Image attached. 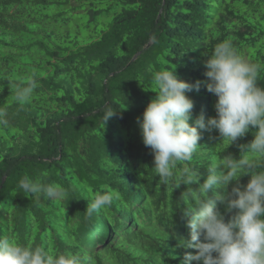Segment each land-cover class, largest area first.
Returning a JSON list of instances; mask_svg holds the SVG:
<instances>
[{"label":"trees","instance_id":"1","mask_svg":"<svg viewBox=\"0 0 264 264\" xmlns=\"http://www.w3.org/2000/svg\"><path fill=\"white\" fill-rule=\"evenodd\" d=\"M226 39L264 67V0H0V106L9 120L0 126V236L73 253L81 264H185L195 249L180 247L191 219L182 195L199 185L160 182L137 121L158 95L160 70L200 82L187 93L193 126L215 117L205 61ZM29 79L39 86L20 105L15 90ZM253 139L250 130L231 145L201 130L200 149L178 167L196 169L203 183L214 155L239 159V145ZM25 175L61 184L67 198L24 193ZM238 179L243 187L250 176ZM106 192L115 194L111 206L89 216ZM217 207L230 220L234 213Z\"/></svg>","mask_w":264,"mask_h":264},{"label":"clouds","instance_id":"2","mask_svg":"<svg viewBox=\"0 0 264 264\" xmlns=\"http://www.w3.org/2000/svg\"><path fill=\"white\" fill-rule=\"evenodd\" d=\"M205 67L207 90L217 97L216 116L206 121L200 115L193 126L194 101L187 93L199 91L200 82L193 85L179 79L174 71H155L152 91L158 95L148 104L142 121H137L143 144L154 153L153 169L162 184L175 183L177 188L181 184L199 185L197 189L189 187L182 195L191 219L186 224L190 239L181 241L180 247L195 249L194 255H185V264H264V87L258 83L264 67L247 60L228 39L215 46ZM38 86L37 80L29 79L17 87V103H29ZM113 115L109 114L106 121ZM8 124L7 112L0 106V126ZM201 130L218 131L222 142L231 145L250 130H254V139L239 145V159L214 155L207 179L200 183L201 174L196 169L178 166L191 161L200 149ZM244 176H250V180L241 187L238 177ZM234 183L236 186L228 191ZM17 187L37 198L63 200L68 196L61 184L45 183L29 175L23 176ZM140 195L132 199L133 209L143 201ZM114 196L111 192L97 195L88 205V215L110 207ZM217 201L228 213H234L227 222ZM125 219L123 228L130 225ZM0 264H81V260L70 252L52 254L43 246L0 236Z\"/></svg>","mask_w":264,"mask_h":264},{"label":"bare ground","instance_id":"3","mask_svg":"<svg viewBox=\"0 0 264 264\" xmlns=\"http://www.w3.org/2000/svg\"><path fill=\"white\" fill-rule=\"evenodd\" d=\"M146 203V202H145Z\"/></svg>","mask_w":264,"mask_h":264}]
</instances>
